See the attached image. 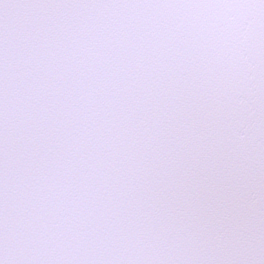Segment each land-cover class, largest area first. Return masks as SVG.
<instances>
[{"label":"snow or ice","instance_id":"obj_1","mask_svg":"<svg viewBox=\"0 0 264 264\" xmlns=\"http://www.w3.org/2000/svg\"><path fill=\"white\" fill-rule=\"evenodd\" d=\"M0 264H264V0H0Z\"/></svg>","mask_w":264,"mask_h":264}]
</instances>
